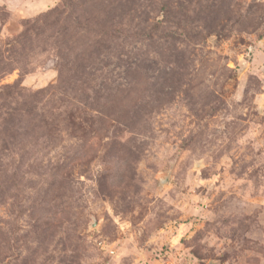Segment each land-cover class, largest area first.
I'll return each mask as SVG.
<instances>
[{
	"label": "rangeland",
	"instance_id": "rangeland-1",
	"mask_svg": "<svg viewBox=\"0 0 264 264\" xmlns=\"http://www.w3.org/2000/svg\"><path fill=\"white\" fill-rule=\"evenodd\" d=\"M0 264H264V0L0 8Z\"/></svg>",
	"mask_w": 264,
	"mask_h": 264
},
{
	"label": "crops",
	"instance_id": "crops-1",
	"mask_svg": "<svg viewBox=\"0 0 264 264\" xmlns=\"http://www.w3.org/2000/svg\"><path fill=\"white\" fill-rule=\"evenodd\" d=\"M56 0H0V8L20 19L35 16V8L45 6L52 7Z\"/></svg>",
	"mask_w": 264,
	"mask_h": 264
}]
</instances>
